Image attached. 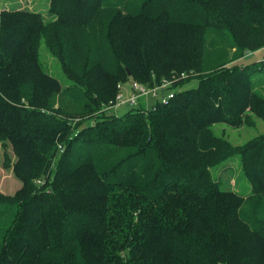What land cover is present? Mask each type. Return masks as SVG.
<instances>
[{"label": "trees", "instance_id": "16d2710c", "mask_svg": "<svg viewBox=\"0 0 264 264\" xmlns=\"http://www.w3.org/2000/svg\"><path fill=\"white\" fill-rule=\"evenodd\" d=\"M263 49L264 0L3 9L0 148L20 187L0 191V264H264V132H218L264 120ZM130 78L181 88L103 113ZM235 155L238 190L212 170Z\"/></svg>", "mask_w": 264, "mask_h": 264}, {"label": "rangeland", "instance_id": "374dc122", "mask_svg": "<svg viewBox=\"0 0 264 264\" xmlns=\"http://www.w3.org/2000/svg\"><path fill=\"white\" fill-rule=\"evenodd\" d=\"M7 1V0H5ZM12 2L13 5L17 6L20 5V7H30V8H41L42 11L45 13L47 16L48 12V0H8ZM4 4V0H0V5ZM264 53V49L257 51L254 55L249 57L250 59H257L261 56V54ZM40 56L41 59L44 61L46 65H49L51 68L52 74H54L62 83L67 82V78L65 74L63 73L61 69L60 62L53 57L50 52L47 50L46 46L43 44L40 48ZM134 79V78H130ZM129 79V80H130ZM125 82H120L118 84V89L120 90V85ZM198 84V79H193L187 84H185L184 87H194L197 86ZM118 90V91H119ZM118 94V93H117ZM159 100L158 97L152 98L149 97L148 100V105L153 106L156 104V102ZM133 108H137V106H130L127 104H122L116 107L113 111H103V113H112L114 112L118 117H122L125 115L126 112L129 110H132ZM219 129L218 125H216V128L218 129V132H221L222 128H225L227 131V137L229 140L234 143V144H242L252 137L259 135L264 132V120L262 119H256V125L255 126H243L240 128H233V127H228L226 125H221L219 124ZM3 150L0 148V191H3L5 193H14L16 189L20 187V182L13 176V173L11 170H7L3 168L2 161H3V155H2ZM224 164H228L230 167L225 166ZM224 164L220 166L214 167L212 170H217L218 169V175L224 179L225 181H229L231 187L233 189H240L241 186H243L246 182V178L242 172L241 168V161H240V156L235 155L228 159ZM239 165V166H237Z\"/></svg>", "mask_w": 264, "mask_h": 264}, {"label": "built area", "instance_id": "2783aa9c", "mask_svg": "<svg viewBox=\"0 0 264 264\" xmlns=\"http://www.w3.org/2000/svg\"><path fill=\"white\" fill-rule=\"evenodd\" d=\"M182 73V76H185ZM181 87L169 78L162 79L161 82L155 84L142 83L136 79H130L120 85V90L114 101L106 107L104 111H113L117 106L127 104L130 106H144L146 111L156 109L159 102L166 103L169 99L175 97ZM149 97L159 100L155 105L149 106Z\"/></svg>", "mask_w": 264, "mask_h": 264}, {"label": "crops", "instance_id": "0c3cea01", "mask_svg": "<svg viewBox=\"0 0 264 264\" xmlns=\"http://www.w3.org/2000/svg\"><path fill=\"white\" fill-rule=\"evenodd\" d=\"M13 4H12V2H10V1H5L4 0V4L2 5H0V13H1V11L3 10V9H5L6 7H9V6H12Z\"/></svg>", "mask_w": 264, "mask_h": 264}, {"label": "water", "instance_id": "95a60500", "mask_svg": "<svg viewBox=\"0 0 264 264\" xmlns=\"http://www.w3.org/2000/svg\"><path fill=\"white\" fill-rule=\"evenodd\" d=\"M129 73V75H131V72H128Z\"/></svg>", "mask_w": 264, "mask_h": 264}]
</instances>
